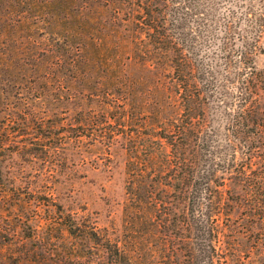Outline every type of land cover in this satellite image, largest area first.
<instances>
[{
  "label": "trees",
  "instance_id": "16d2710c",
  "mask_svg": "<svg viewBox=\"0 0 264 264\" xmlns=\"http://www.w3.org/2000/svg\"><path fill=\"white\" fill-rule=\"evenodd\" d=\"M95 1L93 6L89 0H0V68L9 81L29 82L50 92L65 88L71 96L79 92L73 81L82 77L84 62L92 67L100 50H111L109 58L100 59L104 71H121L114 76L117 86L100 85L92 91L101 95L103 111L111 112L117 123L114 138L126 143L129 202L123 237L111 239L88 221L80 229L69 217L65 227L70 235L81 237L80 246H71L70 254L46 264H224L213 238L200 234L204 225L198 224V216H208L202 210L206 192L197 187L208 178L198 172L199 140L207 127L201 84L209 80L212 66L196 61L193 36L184 25L169 20L168 0H127L125 7L113 0ZM252 1L241 2L237 23L242 27L226 22L215 55L227 66L238 63L233 72L237 92L225 108L230 109L232 128L228 146L234 151L241 147L246 155L236 170L247 185L243 200L249 213L259 207L256 216L263 220L259 204L264 202V182L246 168L264 146V68L254 62L256 54L264 52V0L258 7ZM62 29V39H49ZM234 39L240 40L239 48ZM58 47L64 52L56 53ZM124 57L140 62L148 73L145 112L131 102L136 93L134 81H123L129 76ZM139 117L143 123L137 122ZM234 167L225 171L231 174Z\"/></svg>",
  "mask_w": 264,
  "mask_h": 264
},
{
  "label": "rangeland",
  "instance_id": "374dc122",
  "mask_svg": "<svg viewBox=\"0 0 264 264\" xmlns=\"http://www.w3.org/2000/svg\"><path fill=\"white\" fill-rule=\"evenodd\" d=\"M242 1L168 0L167 11L169 20L191 32L190 43L198 50L196 61L206 68L212 66L209 80L201 82L207 127L199 140L198 172L208 178L198 181L197 187L206 192L202 210L208 216H198V224L204 225L200 234L213 238L224 264H264V219L256 216L261 209L254 213L246 210L242 195L247 185L236 171L246 155L241 147L235 151L229 147L227 139L232 128L227 114L230 109L225 108L237 92L233 72L238 63L227 66L215 55L225 36L226 22L242 27L243 23H237ZM261 1L252 2L258 7ZM113 4L125 7L127 0H113ZM60 32L51 33L49 39H62L65 31ZM233 42L239 48L240 40ZM62 51L58 47L56 53ZM110 53L96 51L99 56L92 67L84 62L82 77L73 81L79 92L71 96L65 88L50 92L29 82L17 85L0 68V264H46L70 254L71 246H80L81 237L68 233L65 224L71 222L69 217L80 229L88 221L99 232L121 241L124 208L129 202L126 143L114 138L117 123L111 112L103 111L101 95L92 91L100 85L117 86L114 76L121 71L105 72L100 61ZM122 61L128 63L129 70L124 83L134 81L136 95L131 102L136 110L145 112L149 108L145 104L148 73L132 58ZM254 62L264 68V52H258ZM137 122L143 123V118ZM230 166H235L231 174L225 171ZM247 166L264 182V146H259ZM259 205L264 208V202Z\"/></svg>",
  "mask_w": 264,
  "mask_h": 264
}]
</instances>
